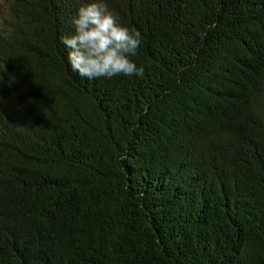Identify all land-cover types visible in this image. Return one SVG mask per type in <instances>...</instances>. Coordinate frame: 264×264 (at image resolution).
I'll use <instances>...</instances> for the list:
<instances>
[{"label": "trees", "instance_id": "1", "mask_svg": "<svg viewBox=\"0 0 264 264\" xmlns=\"http://www.w3.org/2000/svg\"><path fill=\"white\" fill-rule=\"evenodd\" d=\"M78 3L0 9V264H264V0H109L111 79L67 63Z\"/></svg>", "mask_w": 264, "mask_h": 264}, {"label": "clouds", "instance_id": "2", "mask_svg": "<svg viewBox=\"0 0 264 264\" xmlns=\"http://www.w3.org/2000/svg\"><path fill=\"white\" fill-rule=\"evenodd\" d=\"M70 24L72 34L60 43L68 50L71 71L86 79L143 75V67L131 59L140 49V33L118 22L109 0H79Z\"/></svg>", "mask_w": 264, "mask_h": 264}, {"label": "rangeland", "instance_id": "3", "mask_svg": "<svg viewBox=\"0 0 264 264\" xmlns=\"http://www.w3.org/2000/svg\"><path fill=\"white\" fill-rule=\"evenodd\" d=\"M6 6H7V0H0V9L5 11Z\"/></svg>", "mask_w": 264, "mask_h": 264}]
</instances>
